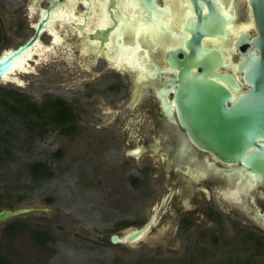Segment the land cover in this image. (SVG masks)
Masks as SVG:
<instances>
[{
	"label": "flooded vegetation",
	"instance_id": "obj_1",
	"mask_svg": "<svg viewBox=\"0 0 264 264\" xmlns=\"http://www.w3.org/2000/svg\"><path fill=\"white\" fill-rule=\"evenodd\" d=\"M5 1L7 6L14 4L11 0L0 3ZM121 1L21 0L30 34L11 50L32 41L27 52H35L32 57L36 61L50 59L55 52L54 60L64 62L79 82L93 75L98 92L119 96L125 92L126 111L122 109L112 115L103 109L99 117L114 122L103 147L113 151V158L124 159L114 162L112 169L122 171L145 156L157 163L159 180L160 176L169 180V186L160 188L157 179L155 186L161 192L145 222L149 227L144 237L154 221L164 217H180L187 225L191 218L200 219L206 214L205 223H209L206 229L213 224L221 225L226 233L231 222L238 227L245 243L250 242L253 249H264V170L247 167L245 160L255 146L245 152L239 164L225 163L213 151L198 147L195 135L190 134L181 118L182 98L188 96L184 88L187 81L200 86L193 101L201 98L197 96L199 92H204L210 104L223 103L231 112H239L250 104L260 107L264 98V18L260 0H134L138 6L136 14L146 23L156 17L173 16L168 17L169 25H162L160 35L151 32L139 37L138 42L132 32L124 37L116 34ZM42 2L45 4L41 5ZM103 5L109 22L100 26L98 8ZM4 37L0 28V42ZM44 38L48 39L47 47L42 46ZM110 40L115 46L133 45L143 56L145 68L141 71L128 65L117 67L116 55L107 48ZM74 51L76 58L72 55ZM96 59L104 62L107 70L91 73L89 65ZM181 59H185L184 70L178 64ZM28 68L31 67L27 65L14 74ZM100 78L108 79L106 85ZM122 78L127 80L126 91H121L125 88ZM60 101L68 113L62 124L70 126L75 116ZM255 141L264 146V140ZM254 154L264 156V150L256 147ZM137 165L136 176H130L133 181L144 169ZM202 199L204 212L202 205L195 204ZM228 209L233 211L231 215Z\"/></svg>",
	"mask_w": 264,
	"mask_h": 264
},
{
	"label": "rangeland",
	"instance_id": "obj_2",
	"mask_svg": "<svg viewBox=\"0 0 264 264\" xmlns=\"http://www.w3.org/2000/svg\"><path fill=\"white\" fill-rule=\"evenodd\" d=\"M11 1L13 6H7L6 1L0 3V28L5 35L1 38L0 54L14 49L30 34L25 10L21 8L23 2ZM43 41L42 46L47 47L48 39ZM72 55L76 58V51ZM52 56L43 61L31 58L26 64V68L27 65L31 68L9 78L20 82V86L0 82L1 89L14 91L20 100L31 101L43 110L44 118L39 120L34 116L29 121L0 106V115L5 119L1 132H7L2 149L7 150L0 162L3 199L0 209H32L2 226L0 252L7 261L11 264H246L247 261L264 264L263 248L253 249L250 242L245 243L238 227L231 222L224 230L226 233L221 225H209L211 228L206 229L209 224L205 223L206 214L200 219L191 218L190 226L180 217H164L154 221L147 235L134 245H111V235H122L145 224L159 198V189L169 186V180L161 176L159 180L157 163L145 156L122 171L112 169L114 162L124 159L113 158V151L103 147L114 122L99 117L103 109L112 115L115 111H126L125 92L123 96L98 92L93 75L79 82L64 62L54 60L55 52ZM89 68L91 73L107 70L99 59ZM100 80L105 85L108 81ZM121 80L125 83L121 91L128 90L127 80ZM56 99L65 102L75 116L70 126L48 119L51 111L43 104ZM35 164L46 167L51 175L32 174L30 169ZM137 164L146 172L143 169L138 174L140 177H136L138 181H133L130 176H136ZM157 179L159 189L155 186ZM203 202V199L195 202L202 205L201 212H204ZM232 212L229 211L230 215ZM11 226L16 231L7 233ZM31 230L44 231L51 240L39 246L30 236Z\"/></svg>",
	"mask_w": 264,
	"mask_h": 264
},
{
	"label": "water",
	"instance_id": "obj_3",
	"mask_svg": "<svg viewBox=\"0 0 264 264\" xmlns=\"http://www.w3.org/2000/svg\"><path fill=\"white\" fill-rule=\"evenodd\" d=\"M261 15L264 18V0H260ZM103 6H100L99 16L100 26L106 25L109 22L108 15L106 14ZM138 6L134 0H122L119 5V24L116 31L117 35L124 37L126 33L132 32L134 39L138 42L139 37H145L147 34L153 32L160 35V31L163 24L169 25L168 17L166 19L156 17L153 22H144L142 16L136 14ZM61 16V15H60ZM59 16V17H60ZM57 16L54 17L56 19ZM38 32L36 34V37ZM36 37L33 39L35 40ZM262 46L264 50V33L262 35ZM31 42L20 46L14 51H9L0 56V82H8L9 78L6 76L13 74V69L17 60H19V66L24 68L23 54L27 52ZM108 51L113 52L118 50L117 57H114L115 63L118 66L128 65L131 69L145 68V62L143 56L138 54L137 49L132 46H115L112 40L107 45ZM181 65V69L184 70L186 63L185 59H181L178 62ZM264 71V67L262 68ZM183 81V80H182ZM212 85V86H211ZM211 87H215V84H211ZM199 85H191L190 81L184 82L185 91L188 92L186 98H182L181 102V118L184 120V125L190 131L191 135H195L196 144L202 149H208L215 153V155L225 163L239 164L245 152L252 146L254 150L259 147L261 151L264 150V146L258 145L257 139L264 140V98L262 96L260 107H253L252 104L248 108H241L239 112H231L227 110L223 103L210 104L209 97L206 93L199 92L196 101H193L196 97L197 88ZM191 97V98H190ZM204 97V100L203 98ZM195 103V104H193ZM251 103V101H250ZM244 109V110H242ZM251 152L247 158V167L253 168L258 166L261 170H264V156H256ZM256 156V157H255ZM236 174V171L233 173ZM32 211L31 208L18 207L13 210H1L0 211V225L9 221L10 219L28 214ZM149 227V223L145 224L142 228L137 230L128 231L122 235L113 234L110 236L111 245H134L136 242L144 238V233Z\"/></svg>",
	"mask_w": 264,
	"mask_h": 264
},
{
	"label": "trees",
	"instance_id": "obj_4",
	"mask_svg": "<svg viewBox=\"0 0 264 264\" xmlns=\"http://www.w3.org/2000/svg\"><path fill=\"white\" fill-rule=\"evenodd\" d=\"M18 94L11 90H4L0 88V106L4 108L5 106L9 108V112L14 115H21L22 117L26 118L27 120L31 121V117L37 116L39 120H43L42 111L38 109L34 103H31L27 100H20ZM21 98V97H20ZM51 114H49L48 119L54 121L55 123L62 124L68 117V113L65 110L63 103L60 100H56L49 105H46ZM5 119H3L0 115V162L2 161V154L6 152L5 149V142H6V134L7 132L2 131L1 127L4 124ZM35 124V123H33ZM37 124V123H36ZM32 174H37L39 177L43 176H50L51 172L46 169V167L42 166L41 164H35L33 169H30ZM3 202V199L0 197V204ZM16 231L15 226H11L7 233H13ZM30 236L35 241V243L39 246H43L47 241L51 240V237L48 233L41 231V230H31ZM243 261V260H242ZM247 261V260H246ZM248 262V263H247ZM246 264H250L247 261ZM0 264H11L7 261L0 252ZM241 264V263H240Z\"/></svg>",
	"mask_w": 264,
	"mask_h": 264
},
{
	"label": "bare ground",
	"instance_id": "obj_5",
	"mask_svg": "<svg viewBox=\"0 0 264 264\" xmlns=\"http://www.w3.org/2000/svg\"><path fill=\"white\" fill-rule=\"evenodd\" d=\"M31 7V6H30ZM55 34V33H54ZM57 43H58V41H57ZM59 44V43H58ZM40 46V45H39ZM38 46V47H39ZM35 48V47H34ZM33 51V50H32ZM45 50H43V53H45L44 52ZM39 52H41V50L39 51ZM46 52H47V50H46ZM32 53H35V52H32ZM31 53V51H28L27 52V54H24L23 55V65H24V68L23 67H21V66H19V60H17L16 61V63H15V66H14V69H13V74H12V76H14V72L16 71V70H20V69H25L26 68V64L28 63V59L29 58H31L32 57V54ZM112 54H115L116 55V57H117V53H118V50H115V51H113V52H111ZM41 56V55H40ZM110 57V56H109ZM33 58V57H32ZM11 77V74L8 76H6V78H10ZM157 218V217H156Z\"/></svg>",
	"mask_w": 264,
	"mask_h": 264
}]
</instances>
